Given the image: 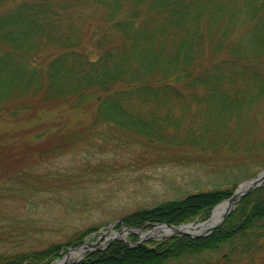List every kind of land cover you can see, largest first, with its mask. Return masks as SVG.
<instances>
[{"label":"trees","instance_id":"obj_1","mask_svg":"<svg viewBox=\"0 0 264 264\" xmlns=\"http://www.w3.org/2000/svg\"><path fill=\"white\" fill-rule=\"evenodd\" d=\"M45 52L55 56L39 60ZM92 102L93 121L71 132L17 130L8 141L0 134V167L6 166L0 171L12 180L7 191L33 196L71 174H15L20 164L47 160L97 133L120 141L138 135L147 145L234 155L229 169L240 174L227 189L164 201L121 222L140 229L205 220L239 183L264 170L258 132L264 131V0H0V117L19 122L39 108ZM263 221L264 186L243 197L209 236L136 246L115 240L75 264H166L224 245H241L240 254L252 258L262 243L244 238L262 235ZM98 229L1 252L0 264H51Z\"/></svg>","mask_w":264,"mask_h":264},{"label":"rangeland","instance_id":"obj_2","mask_svg":"<svg viewBox=\"0 0 264 264\" xmlns=\"http://www.w3.org/2000/svg\"><path fill=\"white\" fill-rule=\"evenodd\" d=\"M51 53H43L39 60L48 61L55 56ZM35 113L34 117L19 122L0 117V134H7L1 140H10L17 130L42 131L48 128L57 135L64 131L71 132L93 121L96 105L92 102L82 109L69 105L39 108ZM258 132L261 135L264 133L263 129ZM142 138L135 135L128 141L110 140L97 133L90 141L63 150L47 160L20 164L23 167L15 169V174L29 173L37 178L43 176V172L71 173L69 177H61L56 185L51 184L48 191L33 196L8 192L11 173L0 171V253L41 248L48 243L65 240L77 229L91 226L99 229L86 237L80 246L93 244L98 236L106 232L118 236L127 232L123 239L128 241L131 234L121 225L123 216L187 194L227 189L235 181L234 177L240 174L238 170L229 169L235 157L226 152H200L194 146L193 149L154 146V141L147 145ZM4 168L6 166H1L0 170ZM197 222L202 220L197 218L190 223ZM158 224L165 226L168 223ZM258 225H264V221ZM154 227L147 225L141 234H147ZM263 234L260 235L258 231L244 238L248 244L255 239L262 243L252 258L240 254L244 248L241 245H224L217 250L173 258L166 264H264ZM105 239L104 236L99 245L84 251L83 258L95 249L102 250L119 240L104 242ZM158 240L152 236H138L134 243ZM70 249L75 248H68L51 264L62 261Z\"/></svg>","mask_w":264,"mask_h":264},{"label":"bare ground","instance_id":"obj_3","mask_svg":"<svg viewBox=\"0 0 264 264\" xmlns=\"http://www.w3.org/2000/svg\"><path fill=\"white\" fill-rule=\"evenodd\" d=\"M262 173H264V170L263 171H259V172H256V174H255V176L254 177H251V178H248V179H246V180H244V181H242L241 183H239L238 185H237V187L235 188V190L233 191V193H232V195L230 196V197H228V198H226V199H224V200H222V201H220L219 203H217L216 205H214V206H212V208H211V210L209 211V217H207L206 218V220H204V221H202V222H197V223H185L184 225H177V226H180V227H178L177 228V231H179V232H187V233H190V234H192V235H195V234H201V233H204V232H206V231H208V230H210L211 228H213V227H215L216 225V228L220 225V224H222V222L227 218V216L229 215H227L225 218H224V220L220 223V221L222 220V218H223V216L225 215V213L227 212V211H232V213L234 212V209L236 208V206H237V204L239 203V201L243 198V197H245L246 195H248V194H250L252 191H254L255 189H253L251 192H249L248 194H246V195H244L235 205H232L230 202H229V200H230V198L233 196V194L235 193V191L237 192L236 194L237 195H239V193L246 187L245 185H242V183H244V182H246V181H248V180H250V179H254V178H256L257 176H259V177H262L263 176V174ZM264 186V185H263ZM263 186H259V187H263ZM259 187H257V188H259ZM229 212V213H230ZM231 213V214H232ZM197 219V218H196ZM215 228V229H216ZM214 229V230H215ZM134 232H138L139 231V229H132ZM213 230V231H214ZM212 231V232H213ZM211 232V233H212ZM175 233V231L173 230V229H171V228H169V227H166V226H155L154 228H153V230H151V231H149V232H147V234H144V233H142L141 234V232H139V235H135V234H131V236H134V237H136V239H135V241H137V237L138 236H152V238H156V239H160V238H162V237H164V236H170V235H172V234H174ZM210 233V234H211ZM126 234H128L127 232L126 233H122L121 235H119L118 236V234H116V233H113V234H108V235H105V237L107 238V240H111V238H113V237H124V236H126ZM209 234V235H210ZM209 235H207V236H209ZM206 237V236H205ZM191 238V237H190ZM200 238H203V237H200ZM192 239H197V238H192ZM130 242H133V240H132V238H130L128 241H125V243H127V244H129ZM138 242H136V243H134V244H131L132 246H136V245H140V244H142V243H140V244H137ZM86 248L88 249V248H90V247H87L86 246ZM87 249L86 250H84V249H82V250H77V251H71L66 257H65V260L66 261H70V259L72 258V259H79L80 257H82V254H83V252L84 251H87ZM64 263V261H59L58 262V264H63Z\"/></svg>","mask_w":264,"mask_h":264},{"label":"water","instance_id":"obj_4","mask_svg":"<svg viewBox=\"0 0 264 264\" xmlns=\"http://www.w3.org/2000/svg\"><path fill=\"white\" fill-rule=\"evenodd\" d=\"M263 174V176L262 177H259V176H257L256 178H254V179H250V180H248V181H246V182H244V183H242V185H245L246 187L239 193V195H237L236 193V191H235V193L233 194V196L230 198V200H229V202L232 204V205H235L244 195H246V194H248L249 192H251L253 189H255V188H257V187H259V186H263L264 185V173H262ZM229 212L230 211H227L226 213H225V215L223 216V218H222V220L220 221V223L224 220V218L229 214ZM152 226V227H154V226H158V225H161V224H158V223H148V224H144L143 226H142V228L141 229H139V231L138 232H134L132 229H128V232L130 233V234H135V235H139V232H142L143 230H144V228L146 227V226ZM165 226H167V227H169V228H171V229H173L174 231H175V233L174 234H172V235H170V236H173V235H181V236H188V237H191V238H200V237H205V236H207V235H209L215 228H216V226L215 227H213V228H211L210 230H208V231H206V232H204V233H201V234H195V235H192V234H190V233H187V232H179V231H177V228L179 227V226H172V225H169V224H165ZM126 230V229H125ZM127 231V230H126ZM109 234V232H106L105 234H103V235H100V236H98L97 237V239H96V241L93 243V244H91V243H89V244H84V245H81V246H79L78 248H75V249H70L69 250V253L71 252V251H77V250H82V249H84V250H86L87 248H86V246L87 247H95V246H97V245H99V243L100 242H102L101 240L103 239V237L105 236V235H108ZM165 237H167V236H164V237H162V238H165ZM169 237V236H168ZM114 239H119V240H123V238L122 237H113V238H111V240L110 241H112V240H114ZM103 241H107V239H105V240H103ZM140 243H142V241H139L137 244H140ZM88 250V249H87ZM68 253V254H69ZM68 254H66L63 258H62V261H64V263L63 264H75V263H77L78 261H80L82 258H83V255H82V257H80L79 259H75V260H72V261H66L65 260V257L68 255Z\"/></svg>","mask_w":264,"mask_h":264}]
</instances>
